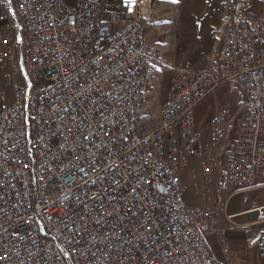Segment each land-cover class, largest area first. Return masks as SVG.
Masks as SVG:
<instances>
[{
    "label": "built area",
    "instance_id": "obj_1",
    "mask_svg": "<svg viewBox=\"0 0 264 264\" xmlns=\"http://www.w3.org/2000/svg\"><path fill=\"white\" fill-rule=\"evenodd\" d=\"M105 3L0 12V264H222L208 240L225 237L222 194L264 179V6L226 17L217 50L193 63L167 62L141 1L114 17ZM158 75L169 85L154 106ZM216 95L198 128L196 107ZM189 171L213 205L184 202Z\"/></svg>",
    "mask_w": 264,
    "mask_h": 264
},
{
    "label": "rangeland",
    "instance_id": "obj_2",
    "mask_svg": "<svg viewBox=\"0 0 264 264\" xmlns=\"http://www.w3.org/2000/svg\"><path fill=\"white\" fill-rule=\"evenodd\" d=\"M74 1L66 0V3L70 4L74 3ZM234 1L231 0L230 5H228L232 13L239 11L240 14L247 15L250 12L254 15L260 14L263 10L264 0H239L241 1L239 4L238 0ZM142 2L145 5L151 2L153 15L148 29L153 32L156 30L155 26H158L162 32L156 42L163 47L167 62H174L178 55H183L193 63H199L217 50L218 41L215 39L214 34L218 28L217 24L223 10L226 7L227 2L225 0H142ZM14 3L15 0H12V4ZM117 7L119 9V0H108L105 3L107 11L116 10ZM15 17L17 18L18 16ZM155 80V89L158 88V92L154 106L158 102H161L169 85L166 75H158ZM216 98L215 100V96H210L203 101L201 106L196 108L194 116L198 128H203L207 125L211 114L206 113L207 104L212 100L214 106V103L219 100L220 96L216 95ZM237 111L238 109L235 108L233 114ZM236 120L232 123V129L225 140L224 145L226 149L231 147L236 138ZM186 180L185 192L193 198H203L201 194H194L196 185L200 191L203 190V183H201L200 179L197 178V183L195 184L189 171Z\"/></svg>",
    "mask_w": 264,
    "mask_h": 264
},
{
    "label": "crops",
    "instance_id": "obj_3",
    "mask_svg": "<svg viewBox=\"0 0 264 264\" xmlns=\"http://www.w3.org/2000/svg\"><path fill=\"white\" fill-rule=\"evenodd\" d=\"M125 1L128 0H119V9L118 7L116 10L111 11H107L105 9L106 16L109 17L111 15L114 17L116 14H118L119 11L123 9V3ZM139 1L142 2V0ZM230 1L231 0H225V2H227L226 7L223 10L217 26H219L226 19V17H231L234 14L229 10L230 6L228 5H230ZM233 2L235 1L233 0ZM237 2L238 4L241 3L239 0ZM128 3H130V1ZM9 5H12V0H0V12ZM144 7L153 9L151 2L146 4ZM247 15L253 16L250 12L247 13ZM151 20L145 23L146 31L149 37L157 39L162 32L159 30L158 26H155L156 30L153 32L148 29V27H150L149 25H151ZM3 23L4 21L0 19V26ZM201 104H199L196 108L201 106ZM215 105L216 103H214L213 106V102L211 100V102L207 104L208 107L206 113H212ZM223 149L227 150L225 145H223ZM198 178L200 179L199 174ZM182 198L187 204H214V199L211 195L206 198H193L190 196V194L185 192L183 193ZM221 203L223 206V211L219 216L216 229L218 227H226L227 230L223 239L217 235L216 231H212L208 234L211 252L222 264H264V256H259L255 247L258 231V223L256 222V209L258 207L264 208V179L256 178L254 186L250 189H230L225 191L222 194ZM225 244L229 247L228 252H224L223 250Z\"/></svg>",
    "mask_w": 264,
    "mask_h": 264
},
{
    "label": "water",
    "instance_id": "obj_4",
    "mask_svg": "<svg viewBox=\"0 0 264 264\" xmlns=\"http://www.w3.org/2000/svg\"><path fill=\"white\" fill-rule=\"evenodd\" d=\"M127 11H128V15H127V17H128V18H131V16H132V15H131L132 8H131V7H128V8H127Z\"/></svg>",
    "mask_w": 264,
    "mask_h": 264
},
{
    "label": "bare ground",
    "instance_id": "obj_5",
    "mask_svg": "<svg viewBox=\"0 0 264 264\" xmlns=\"http://www.w3.org/2000/svg\"><path fill=\"white\" fill-rule=\"evenodd\" d=\"M143 6H145V4L143 2H141Z\"/></svg>",
    "mask_w": 264,
    "mask_h": 264
}]
</instances>
